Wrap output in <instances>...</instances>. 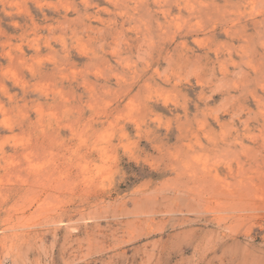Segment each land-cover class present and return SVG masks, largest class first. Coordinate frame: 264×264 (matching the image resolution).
Masks as SVG:
<instances>
[{"label": "rangeland", "instance_id": "374dc122", "mask_svg": "<svg viewBox=\"0 0 264 264\" xmlns=\"http://www.w3.org/2000/svg\"><path fill=\"white\" fill-rule=\"evenodd\" d=\"M0 264H264V0H0Z\"/></svg>", "mask_w": 264, "mask_h": 264}]
</instances>
